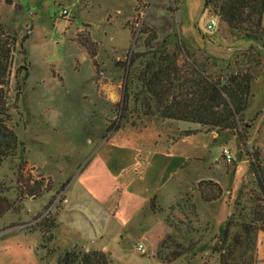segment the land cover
<instances>
[{"label":"rangeland","instance_id":"1","mask_svg":"<svg viewBox=\"0 0 264 264\" xmlns=\"http://www.w3.org/2000/svg\"><path fill=\"white\" fill-rule=\"evenodd\" d=\"M203 7L204 0H0L1 32L9 41L13 39L9 82L4 88L7 125L19 141L16 155L0 162V264H57L58 255L67 249L56 243V229L45 233L42 225L56 216L61 191L84 164L86 154L112 132H106L107 125H117L121 127L119 132L126 134L123 131L132 128L133 119L138 123L143 120L138 119L141 114L130 113L131 100L124 103L127 111L121 108L126 60L131 51H147L143 44L146 37L156 35L154 46L166 42L170 50L175 46L173 36L190 50L208 48L203 45V35L216 36L215 41L228 50L230 46H239L233 53L244 52L250 46H242L247 42L237 40L238 34ZM64 8L69 12L67 17L61 15ZM211 17L216 18V24L212 30H205ZM144 29L148 34L141 32ZM86 38L93 56L81 44ZM259 38L264 46V26ZM257 49L258 64L253 70L248 108L244 112V121L252 124L247 126L249 146L243 147L246 157L229 131L214 139L212 132L204 128L190 133V124L169 120L162 123L155 118L147 126L140 123L132 128L147 131L152 127L149 130L156 133L166 129L177 136L181 131L190 133L179 136L167 152V166L181 165L177 174L193 180L213 176L230 190L231 205L243 182L250 178L247 154L257 151L253 147L249 150L250 145L257 143L264 163V49ZM17 68L19 74L15 79ZM16 80L20 90L16 89ZM176 126L181 131L173 133ZM190 127L196 128V124ZM222 148L230 150L231 162L221 155ZM62 175L69 177L61 178ZM37 182L39 192L29 194L30 185ZM192 185L181 191V196H198L194 192L196 186ZM226 197V193L221 194L218 201L207 206L215 223L223 213L231 211L223 202ZM195 225L198 233L192 239L201 248L196 253L185 250V258L217 264V254L210 250L216 235L204 234L203 224ZM43 233L49 240L42 239ZM180 242L187 249L193 245ZM124 244L119 253L112 251V260L160 264L151 257L156 246L144 243L145 252L141 253L131 236Z\"/></svg>","mask_w":264,"mask_h":264},{"label":"trees","instance_id":"2","mask_svg":"<svg viewBox=\"0 0 264 264\" xmlns=\"http://www.w3.org/2000/svg\"><path fill=\"white\" fill-rule=\"evenodd\" d=\"M203 9L214 13L220 22L255 45L250 44L244 52L233 53L212 37L203 35V45L208 48L190 50L173 36L175 46L170 50L166 42L154 46L156 35L146 37L143 44L147 51H131L126 60L122 102L131 100L130 113L141 114L139 120L143 118L139 123L133 119L132 127L140 123L147 126L152 118L193 123L206 132L233 131L238 143L245 147L247 126L252 124L244 121V112L254 79L253 70L258 64L260 52L257 48L264 49L259 38L264 26V0H204ZM12 40L3 36L0 23V162L15 156L19 144L14 130L7 125L9 116L4 92L9 82ZM89 42L86 38L81 44L93 56ZM18 74L17 68L15 79ZM27 75L26 72L24 79ZM16 89L20 90L17 80ZM127 108L124 104L121 109L124 112ZM120 128L109 124L106 132ZM186 134L189 133L181 131L178 137ZM247 160L250 178L243 182L234 197L233 209L210 247L211 253L217 254V264H256V235L258 230H264V163L256 150L247 154ZM38 183L30 185L29 194L39 192ZM196 190L204 202L214 201L222 194L221 186L212 180L199 181ZM175 207L182 215H168L167 223L172 232L156 253L163 263L183 255L187 247L180 241L194 244L192 237L198 233L193 223L198 215L197 208L191 195L186 193L170 209ZM43 224V232H52L57 226L55 216ZM49 238L43 233L42 239ZM109 261V255L101 250L84 251L77 247L65 249L57 257V264H108Z\"/></svg>","mask_w":264,"mask_h":264},{"label":"crops","instance_id":"3","mask_svg":"<svg viewBox=\"0 0 264 264\" xmlns=\"http://www.w3.org/2000/svg\"><path fill=\"white\" fill-rule=\"evenodd\" d=\"M212 39L217 40L213 35ZM237 40L247 42V45H242L244 47L250 44L255 45L241 35L237 37ZM236 48L240 47L235 45L229 47L230 51ZM248 117L249 115L245 114V119ZM190 125L187 128L193 132L202 130L198 124L196 128H191ZM132 128L124 129L123 132L126 134L119 132L118 129L104 136L99 146L86 154L84 164L65 183L61 191L60 206L56 209L57 235L55 236L59 238L56 243L60 242L63 248L67 249L81 246L85 251L101 250L109 253L113 264H124L120 259L112 260L110 256H112V251L117 253L122 251L125 239L131 236L133 239L135 237L138 244L141 243L144 246L146 243L152 247L156 246L151 257H155L160 264H205L204 260L197 261L195 257L185 258V254L172 262L163 263L154 256V253L159 249L165 237L172 232V228L167 223L168 215L175 217L182 215L177 207L170 209V206L182 197L181 191L190 188L192 183L196 186L201 180H212L221 186L222 195L227 194L223 202L225 207L227 209L230 207L232 211L233 204L229 202L230 190L223 187L221 182L213 176L198 177L193 180L188 175L180 177L177 174L181 165L173 168L170 166L171 163H168L167 166V152L179 138L177 135H172L166 129L156 133L149 130H152V127L147 131H133ZM175 130L181 131L179 126L173 129V133ZM226 131L235 135L230 130L219 133L215 130L209 132H212V136L216 139L219 134H224ZM246 146H249V139ZM252 147L259 153L257 143L250 145L248 149ZM238 148L244 154L240 144ZM162 189L165 195L160 197ZM194 192L198 191L194 190ZM188 194L191 195L197 208V218L193 219L195 228L197 229L195 224H203L204 234L218 235L231 211L223 213L215 223L213 216L208 214L207 206L218 201L219 198L204 202L199 192L198 196ZM128 231H130L129 234ZM200 248L193 244L187 251L196 253L200 251ZM255 254L256 264H264V230L257 231ZM207 264L215 263L207 262Z\"/></svg>","mask_w":264,"mask_h":264},{"label":"built area","instance_id":"4","mask_svg":"<svg viewBox=\"0 0 264 264\" xmlns=\"http://www.w3.org/2000/svg\"><path fill=\"white\" fill-rule=\"evenodd\" d=\"M61 15L63 17H67L69 15L68 10L66 8L62 9ZM215 24H216V18L211 17L205 26V30H209V31L212 30ZM221 155L223 156V158L225 159L226 162H231L233 160L232 154H231L230 150L227 148H222ZM136 249L138 251H140L141 253L145 252V248H144L143 244H141V243L137 244Z\"/></svg>","mask_w":264,"mask_h":264}]
</instances>
